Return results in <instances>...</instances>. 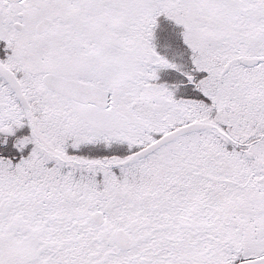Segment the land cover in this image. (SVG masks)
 <instances>
[{
    "label": "snow or ice",
    "instance_id": "obj_1",
    "mask_svg": "<svg viewBox=\"0 0 264 264\" xmlns=\"http://www.w3.org/2000/svg\"><path fill=\"white\" fill-rule=\"evenodd\" d=\"M0 264H264V0H0Z\"/></svg>",
    "mask_w": 264,
    "mask_h": 264
},
{
    "label": "rangeland",
    "instance_id": "obj_2",
    "mask_svg": "<svg viewBox=\"0 0 264 264\" xmlns=\"http://www.w3.org/2000/svg\"><path fill=\"white\" fill-rule=\"evenodd\" d=\"M168 26L174 27L171 24H169ZM172 29H168L166 34H159L158 33V39L161 40L163 44H165V49L167 48V51L170 52L169 53L171 56L170 59L178 60V57L175 55V52L182 48V42L180 41V39L177 35L178 31L175 30L176 28L174 27ZM169 44L172 45L171 49L169 48Z\"/></svg>",
    "mask_w": 264,
    "mask_h": 264
},
{
    "label": "flooded vegetation",
    "instance_id": "obj_3",
    "mask_svg": "<svg viewBox=\"0 0 264 264\" xmlns=\"http://www.w3.org/2000/svg\"><path fill=\"white\" fill-rule=\"evenodd\" d=\"M158 45H159V42H158ZM158 50L161 52V54L168 56L169 59L171 58V56L169 54L170 52L167 51V48L165 49V47H160L159 46V49ZM175 79H179V77L176 74H174V73H171V74L167 73V79L166 80H175Z\"/></svg>",
    "mask_w": 264,
    "mask_h": 264
}]
</instances>
